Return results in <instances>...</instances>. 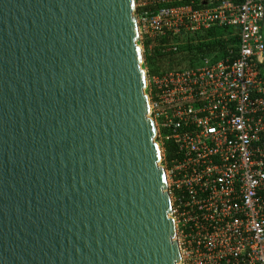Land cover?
<instances>
[{
	"label": "water",
	"instance_id": "95a60500",
	"mask_svg": "<svg viewBox=\"0 0 264 264\" xmlns=\"http://www.w3.org/2000/svg\"><path fill=\"white\" fill-rule=\"evenodd\" d=\"M136 0H0V264H179Z\"/></svg>",
	"mask_w": 264,
	"mask_h": 264
},
{
	"label": "built area",
	"instance_id": "2783aa9c",
	"mask_svg": "<svg viewBox=\"0 0 264 264\" xmlns=\"http://www.w3.org/2000/svg\"><path fill=\"white\" fill-rule=\"evenodd\" d=\"M171 1L136 3L142 44L224 27L238 36L236 50L203 65L144 69L179 264H264V0Z\"/></svg>",
	"mask_w": 264,
	"mask_h": 264
},
{
	"label": "trees",
	"instance_id": "16d2710c",
	"mask_svg": "<svg viewBox=\"0 0 264 264\" xmlns=\"http://www.w3.org/2000/svg\"><path fill=\"white\" fill-rule=\"evenodd\" d=\"M148 2L145 7H138L137 12L149 9L154 10L156 0H136L137 4ZM190 0H181L168 3L187 4ZM236 32V29L213 28L207 31L190 33L168 34L165 37L144 38V64L148 69L149 75H161L169 71H178L190 67H196L202 58L207 55H213L214 60L227 55L228 49L236 50L238 36L230 35ZM167 154L169 157L175 153L172 145H167Z\"/></svg>",
	"mask_w": 264,
	"mask_h": 264
},
{
	"label": "rangeland",
	"instance_id": "374dc122",
	"mask_svg": "<svg viewBox=\"0 0 264 264\" xmlns=\"http://www.w3.org/2000/svg\"><path fill=\"white\" fill-rule=\"evenodd\" d=\"M145 37V35H144ZM151 37V36H150ZM139 45L141 46V50L143 52V56H144V53H145V49H144V44L141 43V38H140V41H139ZM215 59V57L213 55H207L205 56L204 58H202L199 62V65H203L205 63L206 60L208 61H213ZM146 71H147V74L148 73V69L147 68H144ZM163 154H164V151H163ZM163 165L166 167V163L165 162H162Z\"/></svg>",
	"mask_w": 264,
	"mask_h": 264
}]
</instances>
